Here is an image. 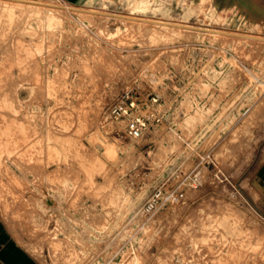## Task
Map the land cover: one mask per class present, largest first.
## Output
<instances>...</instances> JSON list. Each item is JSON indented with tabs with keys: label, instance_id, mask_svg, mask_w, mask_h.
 Listing matches in <instances>:
<instances>
[{
	"label": "rangeland",
	"instance_id": "obj_1",
	"mask_svg": "<svg viewBox=\"0 0 264 264\" xmlns=\"http://www.w3.org/2000/svg\"><path fill=\"white\" fill-rule=\"evenodd\" d=\"M263 157L264 0H0V219L38 263L264 264Z\"/></svg>",
	"mask_w": 264,
	"mask_h": 264
},
{
	"label": "built area",
	"instance_id": "obj_2",
	"mask_svg": "<svg viewBox=\"0 0 264 264\" xmlns=\"http://www.w3.org/2000/svg\"><path fill=\"white\" fill-rule=\"evenodd\" d=\"M157 98L150 96L146 100L139 99L134 93L123 92L118 95V98L108 106V114L115 118L124 121V133L129 138L139 137L143 131L153 122H157L160 117L154 111H149L146 114L142 109H147L153 104ZM143 104L147 108H143ZM183 197V192H163L162 189H157L151 193L145 203V209L157 208L163 203L177 200Z\"/></svg>",
	"mask_w": 264,
	"mask_h": 264
},
{
	"label": "crops",
	"instance_id": "obj_3",
	"mask_svg": "<svg viewBox=\"0 0 264 264\" xmlns=\"http://www.w3.org/2000/svg\"><path fill=\"white\" fill-rule=\"evenodd\" d=\"M65 2L78 4L83 0H64ZM257 172L262 186L264 187V157ZM0 264H40L35 261L29 252L23 249L8 233L0 219Z\"/></svg>",
	"mask_w": 264,
	"mask_h": 264
},
{
	"label": "bare ground",
	"instance_id": "obj_4",
	"mask_svg": "<svg viewBox=\"0 0 264 264\" xmlns=\"http://www.w3.org/2000/svg\"><path fill=\"white\" fill-rule=\"evenodd\" d=\"M5 1V0H4ZM7 1V0H6ZM11 1V0H10ZM13 1H20V2H22V0H13ZM26 2V1H25ZM31 3H34V2H31ZM30 4V3H29ZM132 20H134V19H132ZM141 20V19H140ZM162 24V23H161ZM164 25V24H163ZM219 34H224V35H229V36H241V37H248V36H243V35H237V34H232V33H224V32H218Z\"/></svg>",
	"mask_w": 264,
	"mask_h": 264
},
{
	"label": "water",
	"instance_id": "obj_5",
	"mask_svg": "<svg viewBox=\"0 0 264 264\" xmlns=\"http://www.w3.org/2000/svg\"><path fill=\"white\" fill-rule=\"evenodd\" d=\"M151 21H153V20H151ZM185 27H187V26H185ZM191 28H198V29H205V28H201V27H193V26H190ZM190 27H188V28H190ZM252 37H254V36H252Z\"/></svg>",
	"mask_w": 264,
	"mask_h": 264
}]
</instances>
